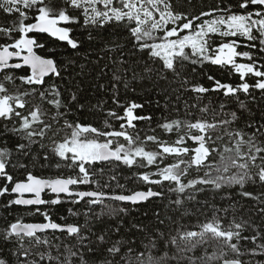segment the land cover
<instances>
[{"label": "snow or ice", "instance_id": "snow-or-ice-1", "mask_svg": "<svg viewBox=\"0 0 264 264\" xmlns=\"http://www.w3.org/2000/svg\"><path fill=\"white\" fill-rule=\"evenodd\" d=\"M0 198V264H264V0H0Z\"/></svg>", "mask_w": 264, "mask_h": 264}, {"label": "trees", "instance_id": "trees-1", "mask_svg": "<svg viewBox=\"0 0 264 264\" xmlns=\"http://www.w3.org/2000/svg\"><path fill=\"white\" fill-rule=\"evenodd\" d=\"M206 2L207 3H211L212 0H206ZM213 72H214V74L217 75V78H220L222 81H225V82L229 81V76L226 73H221L217 69H213ZM235 79H236L235 77H232V80H235ZM209 86H210V84H209ZM131 98L132 99H137V97H135V96H133ZM0 199H2V198H0ZM66 207H68V205H65V208ZM148 207H150V205H146L144 208H141L139 212H136V213L133 214L137 218V220L143 219L142 213ZM61 214H66L63 209H61ZM5 215H7V214L3 211V208L0 207V227H3L4 224H5V221L3 219V217ZM15 215H17V210L13 211V216H15ZM9 219H11V217H9ZM26 219H28V218H26Z\"/></svg>", "mask_w": 264, "mask_h": 264}]
</instances>
